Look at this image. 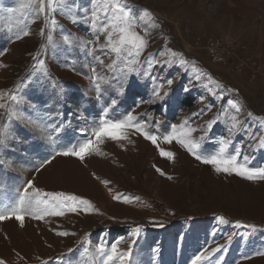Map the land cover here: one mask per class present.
Returning <instances> with one entry per match:
<instances>
[{
  "label": "rangeland",
  "instance_id": "374dc122",
  "mask_svg": "<svg viewBox=\"0 0 264 264\" xmlns=\"http://www.w3.org/2000/svg\"><path fill=\"white\" fill-rule=\"evenodd\" d=\"M232 1L222 0L207 21L196 12V0H125L138 22L144 12L153 17L154 26L142 24L137 31L147 32L141 62L151 55L155 66L150 74L142 64L139 72L111 78L106 70L111 56L98 50L104 37L89 26L92 0H70V11L53 14L56 28L48 17L30 14L25 0H0V93L19 98L11 104L17 119L7 116L9 100L0 99L6 106L0 109V128L6 131L0 147V210L12 207L29 181L39 191L75 196L90 205L39 220L33 217L41 210L33 208L22 213L23 227L15 219L0 222V262L102 264L96 249L107 252L120 241L119 252L128 253L124 264H193L196 256L216 248L221 251L199 264H264V180L216 174L175 142L159 144L175 156V162L166 161L157 147L131 131L126 141H104L99 155L83 162L57 157L46 163L56 151L91 138L107 112L109 121L131 114L157 136L187 120L197 129L192 139L205 137L202 156L214 154L217 142L230 138L229 153L239 148L249 168H264V148L259 147L264 142V0ZM30 19L35 20L28 23L30 35L13 43L16 26ZM228 29L238 35L231 47L220 41ZM169 52L195 62L218 82L216 95L224 98L208 94L207 80L197 81L184 68L169 65ZM33 56L44 61L47 75L33 68ZM93 67L109 81L99 91L92 84ZM228 101L237 103L240 112L229 109ZM229 115L239 122L236 130H230ZM212 121L217 122L208 129ZM120 194L134 202H117ZM133 228L141 229L135 243Z\"/></svg>",
  "mask_w": 264,
  "mask_h": 264
},
{
  "label": "snow or ice",
  "instance_id": "6c2138e0",
  "mask_svg": "<svg viewBox=\"0 0 264 264\" xmlns=\"http://www.w3.org/2000/svg\"><path fill=\"white\" fill-rule=\"evenodd\" d=\"M70 0H25V5L29 10L30 14L35 16H46L48 17L47 23L52 25L53 28L59 27L55 19L52 18L54 13L64 14L69 9ZM94 11L90 17V28L92 31L99 36L104 37L103 45L99 51H104L111 56V63L107 65V71L111 73V78L116 76H127L133 72H139L142 64L145 67V71L150 74L151 68L155 66L154 57L151 55L146 57L141 62L148 42L145 39L147 32L141 35L137 31L138 27L142 24H146L149 27L154 26L153 17L150 13L144 12L141 16V21L138 22L133 18L130 12L126 8L125 0H92ZM34 19H30L28 22L21 21L16 27L17 31L14 32L13 43L18 40L26 38L30 35L27 31L28 23H34ZM71 23H78L77 20L72 19ZM41 34H44L42 30ZM49 44L51 45L52 38L48 36ZM69 43V41H65ZM43 51V49H41ZM89 56H93V52H88ZM35 63L33 68L44 75H47L44 61L39 59L38 56L32 57ZM96 62L103 65V60L99 57H95ZM169 65L175 64L184 68L190 73L191 78L200 81L207 80L204 87L207 89L208 94L216 99H223V95L217 96V89L221 86L217 81L207 76L204 71L196 67L195 62L191 64L186 61L181 55L169 52L167 54V61ZM4 67L0 65V68ZM92 84L96 86L99 91L101 84H107L109 81L104 79L96 71V68H92ZM168 85H171V81H168ZM156 98H160L159 89H153ZM187 91V89H185ZM231 90H229L230 92ZM226 94V93H225ZM164 95H167L165 93ZM7 98L9 100V106L7 116L11 119H17L18 114L13 112L11 104L19 101L16 95L8 92L0 93V99ZM4 104H0V109H5ZM228 108L234 110L236 113L240 112V107L237 103L228 101ZM107 116V112L101 117L98 125L94 128L91 133V138L87 139L84 143L77 145L74 148H69L65 151H56L51 159L46 163L51 164L57 157H74L76 160L83 162L84 159L90 155H99V148L102 146L104 141H126L128 139V132L138 133L143 139L149 141L154 147H157L158 154L162 159L169 162H175V156L171 152H165L159 149V144H171L175 142L179 145L190 157L197 160L201 165L210 166L216 174H224L228 176H237L241 179L250 182H256V180H264V168L254 170L247 166L248 159L246 157L241 158L240 149L236 148L233 153H229V147L232 144L231 139L219 140L217 150L210 156L201 155V143L205 140L204 136L199 139H192V134L197 129L188 126V121H184L180 126H173L169 133L163 136H157L150 134L146 131V125L137 121V118L131 114L124 117L120 121H109L104 117ZM250 118L251 114H249ZM223 119V116H218L217 120ZM230 130H236L239 126V122L235 116L229 115ZM260 120L261 118H254ZM217 121H212L207 125L208 129H211L213 124ZM6 131L0 128V147L5 145ZM259 147L264 148V142ZM2 163V162H0ZM39 171V169H37ZM158 173L163 176L164 173L157 170ZM172 179V177H167ZM43 198V199H41ZM117 202L121 203H132L134 201L126 198L124 194H120L114 197ZM89 206L88 201L79 199L75 196L66 195L64 193H48L39 191L34 187L31 181L27 183L23 191L19 192L18 198L15 204L7 209L0 210V222L15 219L21 227H23V212H27L30 209H40V214H34L35 219L39 220L44 216L58 217L62 216L68 211H78L83 206ZM218 222L223 223V218H217ZM243 227V225H239ZM141 229H131V235L133 243H135L136 236L140 233ZM57 236L64 237L72 235L71 233L57 232ZM120 241L113 243L107 252L103 247L97 248V253L103 257L102 264H124V261L128 257V253H121L118 250V244ZM132 248V244H129V249ZM220 248L213 249L211 253L202 252L196 256L193 264H199L203 259H211L216 252H220ZM264 255V253H261ZM3 264V262H0Z\"/></svg>",
  "mask_w": 264,
  "mask_h": 264
},
{
  "label": "clouds",
  "instance_id": "9594fccd",
  "mask_svg": "<svg viewBox=\"0 0 264 264\" xmlns=\"http://www.w3.org/2000/svg\"><path fill=\"white\" fill-rule=\"evenodd\" d=\"M221 2L222 0H212L211 3H208L207 0H196V12L202 14L205 20L210 21L216 15ZM199 26L202 27V24ZM237 39V35L230 29L221 37V42L231 47L237 43Z\"/></svg>",
  "mask_w": 264,
  "mask_h": 264
},
{
  "label": "bare ground",
  "instance_id": "6f19581e",
  "mask_svg": "<svg viewBox=\"0 0 264 264\" xmlns=\"http://www.w3.org/2000/svg\"><path fill=\"white\" fill-rule=\"evenodd\" d=\"M182 1V0H181ZM232 1V0H231ZM229 2V1H228ZM233 2V1H232ZM184 3H186L185 1H184ZM211 3V2H210ZM181 4V3H180ZM232 4H234V3H232ZM236 4V3H235ZM250 4H251V2H250ZM262 4V3H261ZM223 5V4H222ZM240 5V4H239ZM246 5V4H245ZM248 5V4H247ZM251 5H253V4H251ZM255 5V4H254ZM238 7V6H237ZM249 7H250V5H249ZM241 9V8H240ZM220 11V10H219ZM244 11V10H243ZM232 12V11H231ZM192 13V12H191ZM253 13V12H252ZM231 15V14H230ZM193 16V15H192ZM224 16H226V15H224ZM228 16V15H227ZM233 16V15H232ZM238 16H240V15H238ZM224 19H225V17H224ZM256 19H258V18H256ZM231 21V20H230ZM179 22V21H178ZM243 22V21H242ZM183 24V23H182ZM219 24V23H218ZM224 24V23H223ZM243 24V23H242ZM252 25V24H251ZM250 25V26H251ZM232 26H233V24H232ZM221 28V27H220ZM222 28H225V27H223L222 26ZM229 28V27H228ZM229 30V29H228ZM222 31H224L223 29H222ZM224 33V32H223ZM238 36V35H237ZM243 40H244V38H242ZM241 40V39H240ZM221 41V40H220ZM197 42V41H196ZM243 43V42H242ZM241 44V43H240ZM244 44V43H243ZM239 49H240V46H239ZM239 50H237V52H238ZM239 55H241V54H239ZM243 56V55H242ZM246 73V72H245ZM255 89V88H254ZM49 170V169H48ZM51 171V170H50ZM52 172V171H51ZM53 172H55L54 170H53ZM56 174L58 173V171L57 172H55ZM54 173V174H55ZM49 174V173H48ZM53 174V173H52ZM61 177V176H60ZM45 178H47V177H45ZM37 179V178H36ZM52 180V179H51ZM54 183V182H53ZM41 184V183H40ZM43 185V184H42ZM91 187V186H90ZM39 188V187H38ZM47 188V187H46ZM55 188V187H54ZM80 188L83 190L84 188H85V186H80ZM85 190V189H84Z\"/></svg>",
  "mask_w": 264,
  "mask_h": 264
}]
</instances>
